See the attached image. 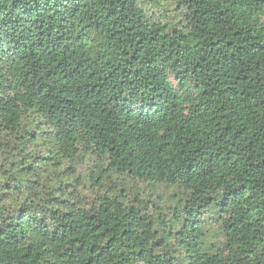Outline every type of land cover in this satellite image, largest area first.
<instances>
[{
    "label": "trees",
    "instance_id": "trees-1",
    "mask_svg": "<svg viewBox=\"0 0 264 264\" xmlns=\"http://www.w3.org/2000/svg\"><path fill=\"white\" fill-rule=\"evenodd\" d=\"M2 156L0 264H264V0H0Z\"/></svg>",
    "mask_w": 264,
    "mask_h": 264
},
{
    "label": "rangeland",
    "instance_id": "rangeland-1",
    "mask_svg": "<svg viewBox=\"0 0 264 264\" xmlns=\"http://www.w3.org/2000/svg\"><path fill=\"white\" fill-rule=\"evenodd\" d=\"M161 8L158 9V11L161 12ZM157 11V9H156ZM163 16L164 14H169V12H162ZM170 14L172 16L175 15V13L173 11H170ZM3 161V156L0 158V163H2ZM96 161L94 158H87L85 161H83L78 167H77V175H79L80 177V182L77 180L74 181V183L77 185V189L78 191H80L81 194V199L91 202L95 196V192H97L99 190L98 185H94L92 180H91V174H97L96 172ZM68 168H71V164H67ZM71 170V169H70ZM72 171V170H71ZM76 175V176H77ZM4 179L1 177L0 179V183L3 181ZM107 184H110V182H107ZM142 188H146L145 185L141 186Z\"/></svg>",
    "mask_w": 264,
    "mask_h": 264
}]
</instances>
